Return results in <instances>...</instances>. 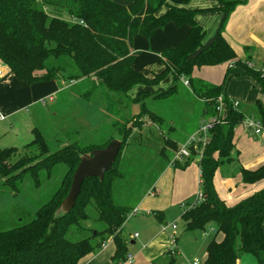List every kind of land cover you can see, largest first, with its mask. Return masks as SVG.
<instances>
[{"label":"trees","instance_id":"obj_1","mask_svg":"<svg viewBox=\"0 0 264 264\" xmlns=\"http://www.w3.org/2000/svg\"><path fill=\"white\" fill-rule=\"evenodd\" d=\"M215 1L218 9L224 12V20L215 40L203 47L206 30L196 19L197 10L172 5L168 0H0V60L19 79L28 84L56 79L63 89V80L93 78V88L84 92L85 98L92 97L99 85L109 90L106 97L118 110L129 103H141V111L123 124L122 145L113 167L103 180L90 177L84 181L70 212L61 210V206L81 156L87 151L69 144L49 153L50 146L37 129L22 152L14 147H0V180L15 191L19 190L17 181H22L28 173L39 187L42 172L51 177L53 170L65 166L62 183L39 207L35 219L0 231V264H79L84 256L99 249L109 238L116 245L114 261L126 260L129 238L125 235L124 224L133 208L116 203L114 198L116 182L123 175L122 168L117 166L119 157L130 129L142 123H139L140 117L148 113L155 122L162 121L145 105L146 96L155 99L168 96L177 90V81L182 76L189 77L193 93L206 101L208 115L224 120L209 130V140L199 162L204 200L193 205L195 195L187 201L182 214L185 228L204 230L207 225H214L216 234L208 242L202 264H239L245 253L256 256L260 264H264V187L231 206L219 196L214 184L217 169L232 161L235 128L247 119L227 95L229 80L240 74L249 75L264 91V71L239 59L223 35L230 14L247 0ZM163 7H167V11L159 14ZM65 14L69 18H65ZM170 22L176 26L189 25L190 30L179 43L162 51L165 71L154 77L137 72L134 68L138 56L133 44L135 36L150 38ZM226 62L242 66L243 72L231 74L229 68L219 85L193 77L195 68ZM168 74L174 76L169 90L155 95L148 91L135 97L129 95L136 85H158ZM122 93L127 101L114 102L112 96ZM219 96L224 97L225 113L217 110ZM259 110L261 131L264 129V108L259 105ZM121 122L114 124L117 126ZM31 148L35 152H30ZM190 149L185 165L191 163L196 154L193 146ZM241 173L245 183L264 180V164L255 170L242 168ZM91 209L95 211V219L105 223L102 230L86 225L92 218ZM78 235L82 237L75 240L73 236Z\"/></svg>","mask_w":264,"mask_h":264},{"label":"rangeland","instance_id":"obj_2","mask_svg":"<svg viewBox=\"0 0 264 264\" xmlns=\"http://www.w3.org/2000/svg\"><path fill=\"white\" fill-rule=\"evenodd\" d=\"M119 1L122 2V0ZM168 1L170 4L176 6H181L184 3L183 0ZM174 2H178V4ZM202 3V0H194L193 6L197 7L198 16L200 15L199 17L197 16L199 23L206 30L203 47H207L215 40L219 31L216 34L212 30L214 25L212 18L208 19L207 24L201 23L202 17L199 9H201ZM47 10L50 11L48 8ZM165 11H167L166 7L161 8L162 13ZM64 17L69 18L66 14ZM166 27L167 25L159 28L156 33L159 30H164ZM154 36L147 38L151 39ZM134 48L138 52V56L134 62V68L137 72L148 77H154L156 74L165 71L166 65L158 57L157 52L156 54L151 52L149 54L148 51L145 52L136 47ZM147 49L155 51L152 46ZM246 53L247 57L256 63L253 55L249 51H246ZM226 65L224 64L225 68H227ZM3 68V66H0V69L3 70ZM221 77L223 79L224 74ZM185 80H188V84L185 83ZM92 81L93 78L77 81L63 80L61 84L65 87L61 92L55 93L53 100L48 98L45 104L39 102L35 106H30L29 109L31 110L30 114L32 118L24 121L25 125L20 127L19 134L22 138L19 139L16 147L22 152L33 139V137L29 140L23 139L29 131L26 128V123L38 128L40 133L44 135L50 146L49 153H54L69 144H76L83 152L85 150L89 153V151L91 152L94 149L106 147L107 142L111 141V139L122 140L124 122L141 111V103H129L126 108L118 110L117 106H112L110 100L106 97V92H109V90L106 87L103 89L99 85L94 90L92 97L87 99L82 94H84V91L93 88ZM173 83V74H168L158 85H155V93L158 94L169 90ZM177 84V90L166 97L155 99L146 96L148 99H146L145 105L158 114L162 118V121L155 122V119L149 116L148 113H145L139 119V123L143 122L130 129L127 142H125L121 151L117 166L118 168H122L123 175L116 182L114 198L116 203L133 208L129 214L125 231L133 232L136 229L135 227L139 223L137 222L138 218L135 216V207H137L140 199L148 193L147 191L150 186L162 173L164 167L168 165V162L174 161L177 158L179 148H186L188 141L186 139H188L189 133L195 127L199 126V114L205 104L197 94L193 93V87L189 82V77H180ZM58 85L60 86L59 83ZM112 97L115 99L114 102L117 101L116 103L118 104L127 101L124 93L118 97ZM240 108L243 109L244 114L248 118L259 120L260 112L256 105L245 109V105L242 104ZM116 121L122 122L115 126L114 122ZM147 121H154L155 123L148 125ZM172 127H174L173 130H171ZM16 137L12 133L1 136L0 144L6 140L16 141ZM167 138L177 140L179 147L172 144L171 141L167 142V145L165 142ZM204 146V144L201 147L196 146V154L192 160H201L204 154ZM31 151L35 152L33 148H31ZM231 152L233 160L236 155L234 150ZM41 158H44V156ZM57 168L52 171L51 177H46V173L42 172L39 187L35 186V181L29 173L22 181H17L18 191H15L10 184H6L3 180H0V231L16 228L35 219L39 207L53 196L62 183L65 166ZM180 209L181 206L177 205L166 212L169 224L173 221L177 222L178 230L180 231L179 237L182 242L181 250L183 255L181 253V255L176 256L177 262L175 264H188V260L192 262L195 259L204 262L207 255L206 248L208 242L213 238L211 234L212 223L207 225L204 230H186L183 218H178ZM91 215L92 218L86 222L87 226L93 227L95 230L105 228L104 222L95 219L96 214L92 209ZM125 235L127 236L126 233ZM80 237L82 236H73L75 240ZM241 258L242 264H260L258 258L252 254L245 253Z\"/></svg>","mask_w":264,"mask_h":264},{"label":"crops","instance_id":"obj_3","mask_svg":"<svg viewBox=\"0 0 264 264\" xmlns=\"http://www.w3.org/2000/svg\"><path fill=\"white\" fill-rule=\"evenodd\" d=\"M193 1H184L181 7L197 10V7L193 6ZM202 2L201 9H199L202 17L201 23L207 24L208 19L212 18L214 20L212 30L217 34L224 20V12L218 9L219 4L215 0H202ZM174 3L178 4V2ZM159 14H162L161 10ZM198 14L196 19L199 23L198 17L200 15L198 16ZM189 30V25L176 26L173 22H170L164 30H159L151 39L141 35L135 36L133 44L137 49L148 51L149 54H156L157 52L158 57L163 61L162 51L168 46L179 43L188 34ZM223 35L236 50L239 59L247 64L251 63L252 68L262 70L264 65V0H247L246 3L238 4L227 20ZM151 46L155 51L147 49ZM246 48L248 49L245 50ZM246 51L253 55L256 63L247 57ZM224 64H227V68H225ZM0 66L4 67L3 76L0 77V118L3 117V119H0L2 124L0 126V137L10 133L17 136L15 138L16 141H3L0 147L8 148L9 146L18 149L16 147L17 142L22 138L20 137L19 129L25 125L24 121L32 118L30 106L37 105L44 98H48V96H54L55 93L61 92L62 88L58 85L56 79L28 84L11 72L1 60ZM220 67L222 68L220 69ZM229 68L231 74L242 73L244 70L242 66L235 65L234 62H226L195 68L193 77L213 85H219L225 78ZM223 74L224 77L222 79L221 76ZM154 89L155 85H136L129 92V95L135 97L142 91H148L155 95L157 93H155ZM227 95L232 102L239 101V112L245 118L248 117L244 114L243 109L240 108L242 104L245 105V109L254 105L258 107V110L259 105L264 108V91H262L257 81L249 75L240 74L233 76L229 80ZM201 101L205 106L199 114V126L189 133L190 135L186 141L200 132L201 137L207 136L209 139V130L211 128L208 131H203L202 129L208 125L213 117L208 115L206 101L203 99ZM154 123V121H147L148 125ZM26 124V128L29 131L23 139L29 140L34 136V129L39 132L40 130L28 125V123ZM173 129L174 127L171 128V130ZM169 141L179 147L177 140L167 138L165 140L167 145ZM234 144L236 157L232 161L222 164L217 169L214 177V184L219 196L231 206L264 187V180L253 184L245 183L241 173L242 168L255 170L264 164V129L256 132L254 129H246L243 125H239L235 128ZM186 159V156H182L180 159L175 158L174 161H169L162 173L150 186L148 193L140 199L134 209L136 210L135 216L138 218L137 222L139 223L135 227L136 229L133 232L125 231L128 219L124 224V232L129 238L128 255L131 256L132 262H126L125 260L114 261L113 255L116 251V245L113 239L109 238L104 242V246L84 256L79 261V264H175L177 262L176 256L182 253V242L179 237V230L175 238V245H173L171 230H163V227L169 224L166 212L179 205L181 209L179 210L180 215H178V218L182 217L186 210L187 201L190 198H194L201 190L202 182L200 161L194 159L191 163L185 165ZM176 163L181 164L180 167H177ZM212 226V229H214V225ZM136 233L139 235L132 238ZM173 248L175 250L174 253L171 252ZM241 259L239 264H242ZM190 263L191 261L188 260V264Z\"/></svg>","mask_w":264,"mask_h":264},{"label":"water","instance_id":"obj_4","mask_svg":"<svg viewBox=\"0 0 264 264\" xmlns=\"http://www.w3.org/2000/svg\"><path fill=\"white\" fill-rule=\"evenodd\" d=\"M122 140L112 139L104 148L94 149L81 156V160L74 172L70 190L63 200L61 210L70 212L77 203L82 191V185L87 178L98 177L104 179L120 152Z\"/></svg>","mask_w":264,"mask_h":264},{"label":"built area","instance_id":"obj_5","mask_svg":"<svg viewBox=\"0 0 264 264\" xmlns=\"http://www.w3.org/2000/svg\"><path fill=\"white\" fill-rule=\"evenodd\" d=\"M249 66L252 67V64L249 63ZM262 70L264 71V65L262 67ZM3 76V70L0 69V77ZM185 83L188 84V80H185ZM48 98L50 100L54 99V96H48ZM48 98H44L42 100V102L45 104ZM218 105H217V110L221 113L224 112L225 113V103H224V97L223 96H219L218 97ZM233 106L235 108L238 109L239 106V101H234L232 102ZM0 119H3V117H1ZM220 122H224V120H222L220 117L218 116H214L212 118V120L208 123V125H206L202 130L203 131H208L210 128H212V126L216 123H220ZM246 129H255L256 132H260V122L259 120L255 119V118H247L245 119V121L242 124ZM208 138L207 136L205 137H201V132L198 134L193 135L188 141H187V146L186 148H182L177 155V158H181L182 156H189L190 152H191V147L193 146L194 148H197L196 146H198L199 143L202 144H207L208 143ZM204 200V195L203 192L200 190L197 195L195 200L193 201V205L199 204L201 201ZM136 212V210H135ZM170 229L172 231V236H173V245H175L176 241L175 238L178 235V224L176 222H173L171 224L165 225L163 227V230L166 231ZM211 234H216V230L212 229ZM139 234L136 233L135 235L132 236V238L137 237ZM105 244L103 243L102 246H104ZM172 253L175 252L174 248L171 250ZM126 262H132V258L130 255H128L127 259L125 260ZM190 264H202V262L199 259H195L193 262H191Z\"/></svg>","mask_w":264,"mask_h":264},{"label":"bare ground","instance_id":"obj_6","mask_svg":"<svg viewBox=\"0 0 264 264\" xmlns=\"http://www.w3.org/2000/svg\"><path fill=\"white\" fill-rule=\"evenodd\" d=\"M248 65H249V63H248ZM181 149H182V148H181ZM181 149H180V150H181ZM180 150H179V151H180ZM190 153H191V152H190ZM189 156H190V155H189ZM186 157H188V156H186Z\"/></svg>","mask_w":264,"mask_h":264}]
</instances>
